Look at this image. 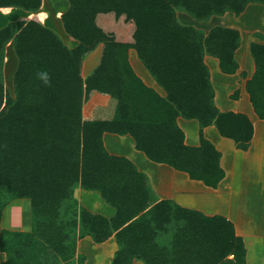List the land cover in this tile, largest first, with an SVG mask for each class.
<instances>
[{"label": "trees", "instance_id": "1", "mask_svg": "<svg viewBox=\"0 0 264 264\" xmlns=\"http://www.w3.org/2000/svg\"><path fill=\"white\" fill-rule=\"evenodd\" d=\"M67 2L59 17L76 41L72 48L42 22V0H0L2 13L21 8L30 14L0 27V222L9 201L26 199L30 209L28 231L0 227V264H83L76 241L85 236L94 243L115 239L110 264H244V242L231 221L169 199L150 204L146 175L127 157L110 154L102 136L129 135L150 161L215 188L224 177L221 154L203 128L214 125L246 150L253 126L245 114L214 105L203 58L212 55L222 73H235L240 33L220 25L204 33L180 23L176 11L207 20L226 12L239 15L249 3L264 0ZM10 43L16 57L12 90L3 80ZM98 45V63L83 78L82 60ZM130 49L164 95L135 73ZM249 54L254 70L244 88L264 120V43L251 41ZM92 92L115 100L109 119H83L82 106ZM178 117L197 120V145L184 142ZM78 187L96 191L113 215L78 206Z\"/></svg>", "mask_w": 264, "mask_h": 264}, {"label": "crops", "instance_id": "2", "mask_svg": "<svg viewBox=\"0 0 264 264\" xmlns=\"http://www.w3.org/2000/svg\"><path fill=\"white\" fill-rule=\"evenodd\" d=\"M11 11L12 10H10V12ZM39 11L42 15V22L46 25L48 17L46 16L45 12H41V8ZM63 11H65V9ZM63 11H61L60 13H62ZM60 13H59V15H60ZM61 27H62V24H61ZM50 28L52 30H54L57 34H59L58 33V32H60L59 30L57 31L56 29H54L52 27H50ZM62 29H63V27H62ZM63 43L69 48H72L76 45V42H74L72 40H67V43H65L63 40ZM249 43H248V49H247L248 53H249ZM68 44H70V45H68ZM101 48H102L101 45H98L94 50L90 51L89 53H87L84 56V58L82 60V65H81V76L83 78H85L92 71V69L97 65L99 57H100V53H101ZM130 51H131V49L128 51V59H129L130 65L132 66L131 61H130V53H131ZM234 57L238 63V68L235 71V73L227 74V75H233L232 79H231L232 80L231 83L235 84L236 88L234 91L230 92L229 95H230V97H233L236 107H235V109L227 110V111L240 112V113L245 114L252 123L253 134H252V138L250 140V143L248 145V148L246 150H242V149H239L235 146L233 140L230 139L231 140V142H230L227 140L229 138L221 136L215 127L214 128L218 134H215L214 132H212V130H208L209 127L212 125H208V126L203 128V131H202L203 136L207 140H209L221 154L219 163H220V166L222 167V169L224 171V177L222 178V180L218 183V185L215 188L205 186L201 181H199V182L204 186L198 185V187L196 188L195 185L191 184V181L198 182V180L190 179L186 173L181 172V171L171 172L167 168H164V166L170 167L166 164H162V163L150 164V163H147L149 159L146 160V159L142 158V156H140V154H136L135 152H131V150L129 149V140H128V138L124 137V136H129V135H118V134H112V133H104L102 136V140H103V144H104L106 150L110 154L122 155V156L127 157L136 165V167L139 171L143 172L146 175L147 184L150 188L151 195H152V199H151L152 202H150V204H153L154 202H156L158 200L169 199L172 202H174V203H176L182 207H187L190 209H195V210L201 211L205 215L218 214V215H222V216L226 217L233 224L235 234L242 237V240L244 242V247H245L244 264H264V219H260L258 221V220H254L255 218H253V216H256V215L257 216L258 215H264V213H263L264 207L260 208V210L259 209L242 210L243 207L239 206L240 205L239 203H242L243 205H245L246 203L244 202V200H246V202H247L248 200L246 198H248V197H246V198L242 197L239 194L238 190L236 191L238 193V195H235L236 197L234 196L235 190L239 188L238 185H236L237 180H239V178H241L240 179L241 183H242V180H245V181L249 180L247 178L248 175H247L246 168L248 167L247 163L250 160L254 161V163L257 160H259V164L262 165V167H264V120L259 119L256 116V114L254 113L252 106L249 102L248 94L244 88L245 80L251 76V74L254 70L253 60H252V69L250 72L248 70L249 65L246 66V65H244L245 63H243V61L245 59H247V61H248V58H245V54H240L238 57V48L235 52ZM203 60L205 63V57L203 58ZM208 60L212 63V60L210 58H208ZM217 65H218V60H217ZM206 66H207V64H206ZM132 68L135 71L133 66H132ZM207 68H208V66H207ZM208 72H209V70H208ZM135 73H136V71H135ZM224 74H226V73H224ZM139 77L147 86L156 90L149 83H147L143 79V77H141V76H139ZM209 80H210V75H209ZM210 84H211V82H210ZM211 87H212V84H211ZM213 88L214 87H212V89ZM159 94L164 95V91H163V93H159ZM105 97H108V96L105 94L92 92L89 96V99L82 106V116L85 115L84 114L85 113V107L87 104H90L92 101L96 102V100L98 102L104 101L103 99ZM214 99H215V91L213 89V103H214ZM92 109L93 108H91V110ZM217 109L220 111H224V109H220L219 107H217ZM113 111H114V106H113ZM113 111H112V114H113ZM178 118H177V123H178ZM83 119L91 120L88 118H83ZM207 132L209 133V135H207ZM217 135H220V136H217ZM184 136H185V134H184ZM197 140H199L198 132H197ZM184 142L188 145H197L198 144V141L196 144L187 143L186 142V136L184 138ZM124 144L127 146L126 151L130 152L131 155L124 153V151H123L124 146H125ZM132 145L134 147V143H132ZM136 151H138V150H136ZM138 152H140V151H138ZM144 164H146V165L149 164L151 167H153V169L155 171H159L160 174H162V176H164V178L163 177L159 178L158 176H155V175H154L155 176L154 178H153V176H149L147 169L142 167ZM171 169H173V168H171ZM175 171H177V170H175ZM179 172L184 173L185 175L181 176L179 174ZM164 173H165V175H164ZM81 190L82 189L80 188V190H79L80 192L78 193V197L81 200V202H82V198H83V202H84L85 198H90L91 196L84 195ZM239 191L241 192L242 190H239ZM74 195H75V193H74ZM202 195L204 197V199H203L204 201H200V200L198 201V198H200ZM225 195L227 198V201L225 202L226 203L225 209L223 211H214V210H216V208H220V206L211 207L209 205L210 204H213V205L214 204H223L224 203L223 199L225 197H222V196H225ZM261 196L264 197V188L262 190ZM234 197L237 200L236 202L237 203L239 202L238 207L237 206L233 207V205L231 203L232 201L230 202V198H234ZM214 198H217V200L215 202L212 201V200H214ZM19 200H22V199L12 200L11 205H13L15 203H20V202H18ZM23 200H26V199H23ZM90 201L91 200H89V202ZM100 201H103V199L102 198L97 199V196H94L93 205L96 206L97 208H99L100 211H98V212L100 214L106 216V217L112 216L114 210H109ZM209 202H210V204H209ZM221 209H223V208L221 207ZM24 211H25L24 214L26 216H24L23 219L19 218L18 216H15V218H13V221L8 223L9 225H8V228H6V229L28 231L30 229V209H29V206ZM98 212H95V213H98ZM255 221H257L258 224H256ZM1 227L5 228L3 226H1ZM116 249H117V243L113 237H109L107 240H105L101 243H94L90 239L89 236H85L83 238L77 239V241H76V252L83 254L85 256V261L83 264H87L88 259L91 256L95 255V253L100 254L99 256L102 259L101 264H110V260H111L113 254H114V251ZM3 259H4V253L0 252V261ZM136 261L137 260H134L135 264H136Z\"/></svg>", "mask_w": 264, "mask_h": 264}, {"label": "rangeland", "instance_id": "3", "mask_svg": "<svg viewBox=\"0 0 264 264\" xmlns=\"http://www.w3.org/2000/svg\"><path fill=\"white\" fill-rule=\"evenodd\" d=\"M67 7H68L67 0H42V5H41V12H45L46 16L48 17L46 26L49 28L52 27L56 29L57 31L59 30L60 32H58L59 33L58 35L62 39V41L64 40L65 43H67V40L74 41L65 33V31L61 27L59 13L63 11L64 9L66 10ZM29 15L30 14L28 12L24 11L21 8H13L11 12L9 11V13L0 12V27L5 25L9 21L16 20L18 18L29 16ZM176 17L180 23L198 28L202 30L204 33L207 32L211 27L216 26V25L237 29L240 33L238 57L240 54H245V58H248V61L247 59L245 60L243 59L244 60L243 63H245L244 65L246 66L249 65L248 70L251 72L252 59L247 50L248 43L251 41L264 43V5L260 3L252 2V3H249L246 6L244 12H242L239 15H234L233 13L226 12L222 15H212L207 20L195 19L191 15L183 11H178V10L176 11ZM130 52H131L130 61L136 71V74L143 77V79L147 83H149L152 87H154L159 93H163V89L155 82L153 77L145 69L143 64L138 59L135 51L131 49ZM204 57H205V63L207 64L208 70H209L210 82L212 84V87H214L213 89L215 91V99H214L215 106L219 107L220 109H224V111L235 109L236 107L235 101L233 97H230L229 95V93L234 91L236 88L235 84L231 83L232 81L231 79L233 75H227V74L220 72L218 65H217V60L214 56L205 54ZM208 58L212 60V63L208 60ZM15 67H16V57L13 53L12 45L8 44L5 47V61L3 65V80H4L5 86H7L10 90H12V75H13ZM105 98L103 99L104 101L98 102L96 100V102L92 101L90 104H87L85 107V113H84L85 115H83L82 117L88 118V119H108L110 118L112 115L113 106H115V100L109 96ZM91 108L93 109L91 110ZM178 124L186 136V142L189 144H196L198 141L197 132L199 128L197 120L179 117ZM208 130H212V132H214L215 134H218L213 125L210 126ZM207 135H209L208 132H207ZM217 136H220V135H217ZM124 137L128 138L129 140V149L131 150V152L140 154L142 158L148 160L141 152H138L134 149L132 145L133 140L131 137L129 136H124ZM227 140L231 142L230 139H227ZM126 147L127 146L125 145L124 150H123L124 153L131 155L130 152L126 151ZM147 163L156 164L150 160H148ZM247 166L248 167L246 168V171L248 175L247 178L249 180L248 181L242 180V183L240 181L241 178L237 180L236 185H238L239 188L235 190L234 196L238 195V193L236 192L238 190L239 194L242 197L244 198L248 197L246 198L248 200L247 202L246 200H244V202L246 203L245 205L238 202L240 204L239 206L244 208V209L242 208V210H249V209H259L260 210V208L264 207V197L261 196L262 190L264 188L263 187L264 186V183H263L264 182V167H262V165L259 164V160H257L255 163L254 161L250 160L247 163ZM142 167L147 169L149 176H153V178L155 176H158L159 178L161 177L164 178V176H162V174H160L159 171H155L153 167H151L149 164L148 165L144 164ZM164 168H167L171 172H178V171H175L174 169H171L170 167L164 166ZM179 174L181 176L185 175L184 173H181V172H179ZM191 184L195 185L196 188L198 187V185H202L199 181L198 182L191 181ZM79 190H80L79 187L74 190V193H75L74 199L78 203V206H83L84 208L87 207L91 212H94V213L100 211L99 208L93 205L94 196H97V199L98 198L101 199L99 194L96 191H88V190L82 189L81 191L83 192L84 195L91 196L90 198H85L84 202L82 198V202H83L82 203L78 197V193L80 192ZM239 190H242V191L240 192ZM222 197H225L223 199L224 201L223 204L213 205V204H210L209 202L210 204L209 206L211 207L220 206V208H216V210L214 211H223L225 209L226 207L225 202L227 201V198H226V195ZM235 197L230 198V202L232 201L231 203L233 207H236V206L238 207V203L236 202L237 200L235 199ZM203 199L204 197L202 195L200 198H198V201L199 200L204 201ZM89 200L91 201L89 202ZM216 200L217 198H214V200L212 201L215 202ZM18 202L20 203H15L11 205V201H9L8 204L5 205L2 211L0 227L3 226L5 228H8V225H9L8 223L13 221V218H15V216H18L21 219H23V217L26 216L24 214L25 212L24 210L27 209V207L29 206V201L22 199V200H19ZM100 202H102V204H104V206H106L109 210H113L112 207L106 204L104 201H100ZM221 207L223 209H221ZM253 218H255L254 220L259 221L260 219H264V215H258V216L256 215V216H253ZM255 223L258 224L257 221H255ZM99 255H100L99 253L98 254L95 253V255L91 256L88 259L87 264H101L102 259L100 258ZM136 264H144V263L141 260H137Z\"/></svg>", "mask_w": 264, "mask_h": 264}, {"label": "clouds", "instance_id": "4", "mask_svg": "<svg viewBox=\"0 0 264 264\" xmlns=\"http://www.w3.org/2000/svg\"><path fill=\"white\" fill-rule=\"evenodd\" d=\"M40 76H41V79L44 80L45 83H48L49 78H48L47 73H41Z\"/></svg>", "mask_w": 264, "mask_h": 264}]
</instances>
